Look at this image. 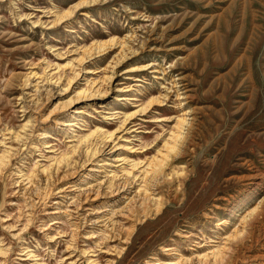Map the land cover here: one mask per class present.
Returning a JSON list of instances; mask_svg holds the SVG:
<instances>
[{"label":"rangeland","instance_id":"obj_1","mask_svg":"<svg viewBox=\"0 0 264 264\" xmlns=\"http://www.w3.org/2000/svg\"><path fill=\"white\" fill-rule=\"evenodd\" d=\"M0 264H264V0H0Z\"/></svg>","mask_w":264,"mask_h":264},{"label":"bare ground","instance_id":"obj_2","mask_svg":"<svg viewBox=\"0 0 264 264\" xmlns=\"http://www.w3.org/2000/svg\"><path fill=\"white\" fill-rule=\"evenodd\" d=\"M178 89V88H177ZM181 105V104H180ZM114 151V144H112L111 142H109V140L105 141L101 147L97 150L98 154L99 153H102L104 154L105 156H111V153H113ZM116 159V158H114ZM117 160V159H116ZM104 164H106L107 162H103ZM89 166V165H88ZM92 168V167H91ZM131 182V181H130ZM130 185L127 183V182H123L121 180H117L113 186V189H109L108 191H97L95 192V195L98 197V196H102V197H105V196H108V195H112L114 193H122V194H130ZM121 191V192H120ZM127 191V192H126ZM128 194V195H129ZM138 193L134 194L132 193V198H135ZM123 195V196H125ZM122 197V196H121ZM141 197V200L142 202L143 201H146L148 199V197L143 193L141 196H139V198ZM104 199V198H103ZM91 201V200H90ZM140 202V201H139ZM136 203V202H135ZM141 203V202H140ZM139 203V204H140ZM217 262V261H216Z\"/></svg>","mask_w":264,"mask_h":264}]
</instances>
